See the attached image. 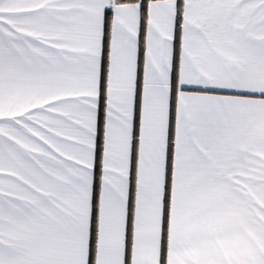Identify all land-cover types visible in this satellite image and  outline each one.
<instances>
[{
	"label": "snow or ice",
	"instance_id": "6c2138e0",
	"mask_svg": "<svg viewBox=\"0 0 264 264\" xmlns=\"http://www.w3.org/2000/svg\"><path fill=\"white\" fill-rule=\"evenodd\" d=\"M0 264H264V0H0Z\"/></svg>",
	"mask_w": 264,
	"mask_h": 264
}]
</instances>
